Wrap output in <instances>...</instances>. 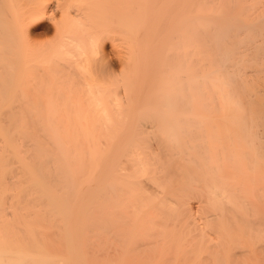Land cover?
I'll return each instance as SVG.
<instances>
[{
	"label": "bare ground",
	"instance_id": "obj_1",
	"mask_svg": "<svg viewBox=\"0 0 264 264\" xmlns=\"http://www.w3.org/2000/svg\"><path fill=\"white\" fill-rule=\"evenodd\" d=\"M0 264H264V0H0Z\"/></svg>",
	"mask_w": 264,
	"mask_h": 264
},
{
	"label": "rangeland",
	"instance_id": "obj_2",
	"mask_svg": "<svg viewBox=\"0 0 264 264\" xmlns=\"http://www.w3.org/2000/svg\"><path fill=\"white\" fill-rule=\"evenodd\" d=\"M39 29L36 30V41H47V40H50L52 38V33H45L43 28H40V30L38 31ZM193 206L196 207L197 203H196V200L193 201Z\"/></svg>",
	"mask_w": 264,
	"mask_h": 264
}]
</instances>
